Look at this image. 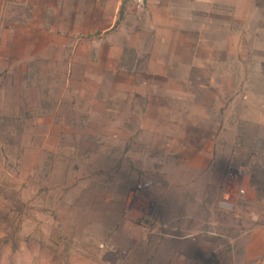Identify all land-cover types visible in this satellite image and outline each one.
<instances>
[{
  "label": "rangeland",
  "instance_id": "rangeland-1",
  "mask_svg": "<svg viewBox=\"0 0 264 264\" xmlns=\"http://www.w3.org/2000/svg\"><path fill=\"white\" fill-rule=\"evenodd\" d=\"M0 264H264V0H0Z\"/></svg>",
  "mask_w": 264,
  "mask_h": 264
},
{
  "label": "built area",
  "instance_id": "built-area-1",
  "mask_svg": "<svg viewBox=\"0 0 264 264\" xmlns=\"http://www.w3.org/2000/svg\"><path fill=\"white\" fill-rule=\"evenodd\" d=\"M155 0H132L134 7L138 10L142 9L145 4L153 2Z\"/></svg>",
  "mask_w": 264,
  "mask_h": 264
}]
</instances>
